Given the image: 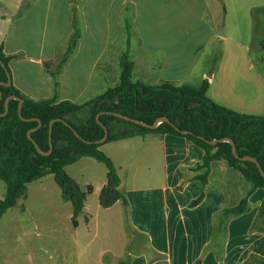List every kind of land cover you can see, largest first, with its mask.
<instances>
[{"label":"crops","instance_id":"obj_1","mask_svg":"<svg viewBox=\"0 0 264 264\" xmlns=\"http://www.w3.org/2000/svg\"><path fill=\"white\" fill-rule=\"evenodd\" d=\"M225 1L0 0V46L11 57L13 85L36 101L55 98L84 104L119 85L121 62L118 77L108 72L122 42L126 48L121 59L127 55L133 63L134 82L182 86L197 76L196 85L209 80L208 96L217 78L215 71L210 75L212 52L223 39L218 35V14L228 13ZM75 33L79 34L76 49L66 59ZM262 90L261 83L241 82L229 87L231 99L226 103L214 102L263 116L257 113ZM100 150L113 161L120 178L118 190L128 205L122 201L109 208L101 205L108 184L104 163L84 157L66 167L84 191L92 188L74 228L84 227L90 236L97 214L107 210L116 211L122 233L117 247L100 248L96 255L91 251L81 258L85 264H108V256L116 260L114 264H244L253 255L264 258V232L252 231L264 188L251 193L246 213L219 226L222 211L237 206L252 188L226 160L212 162L204 187L197 177L205 170L197 167L203 164L205 151L185 137L135 136L106 143ZM95 161L100 163L96 164L98 186L96 177L80 176L82 168ZM77 169L81 170L77 173ZM204 191L203 199L193 205ZM91 197L97 200L96 211L90 207Z\"/></svg>","mask_w":264,"mask_h":264},{"label":"trees","instance_id":"obj_2","mask_svg":"<svg viewBox=\"0 0 264 264\" xmlns=\"http://www.w3.org/2000/svg\"><path fill=\"white\" fill-rule=\"evenodd\" d=\"M78 38L79 34L75 33L65 55L66 59L76 49ZM261 44L264 49V40ZM10 60L11 57L7 56L0 46V83H5L0 85L3 97L0 102V114L6 112V99L17 96L23 100L22 116L25 119L35 120L26 122L21 119L18 100H10L8 113L0 116V179L7 186L6 196L0 200V220L25 195L27 184L53 174L62 189L63 199L73 206L72 223L77 227V219L83 212L85 201L92 188L84 191L67 173L66 167L84 157L95 158L104 163L108 169V184L101 193V205L109 208L117 201H122L127 206L126 196L118 190L120 178L116 167L100 147L109 142L150 134L181 136L200 146L205 151V158L197 169H204L205 172L197 179L202 181L204 187L208 182L212 162L219 159L226 160L230 167L252 184L248 194L237 206L222 211L218 217L220 227L225 225L227 218L246 213L251 193L257 188H264V178L255 163L237 159L228 142L215 145L208 143L212 140L231 138L236 144L239 156L255 157L264 170V115L242 114L215 103L207 96L209 80L203 81L200 85L182 86L171 83L150 86L142 82H134L133 63L127 55H124L121 59L119 85L108 89L98 97L84 104L58 102L55 98L36 101L19 91L13 83L10 86L6 85L11 77ZM108 112L137 119L147 125H152L158 118L166 117L172 124L162 123L157 128L150 129ZM99 114H101L100 121L108 128L109 135L104 144L97 145L94 142L105 135L103 126L97 121ZM36 119L42 122V126L32 133V138L44 152L50 150V122L54 119L62 120L53 126L54 150L49 156L41 155L28 137V132L39 126ZM72 129L84 140L92 143H86L78 138ZM182 131H188L190 134H183ZM204 195L205 191L193 205L198 204ZM252 231L264 232V202ZM244 264H264V258L253 255Z\"/></svg>","mask_w":264,"mask_h":264},{"label":"rangeland","instance_id":"obj_3","mask_svg":"<svg viewBox=\"0 0 264 264\" xmlns=\"http://www.w3.org/2000/svg\"><path fill=\"white\" fill-rule=\"evenodd\" d=\"M225 4L228 13H219L218 20L227 37L221 39L223 43L217 42L214 46L210 75L215 71L217 78L208 93V97L213 101L218 99L219 104L231 99L228 94L231 85L234 88L241 82L264 85V49L261 44L264 40V0H226ZM75 25L80 27V24ZM125 48L124 42L117 47L108 76H119ZM186 83L196 85L200 80L195 76ZM260 107L257 113L264 115V90L261 91ZM96 164L100 163L87 164L80 176L83 175L85 180L86 176L96 177L94 183L98 186L100 169ZM101 166L105 168V165ZM80 170L77 169V173ZM74 172L71 170L73 175ZM80 183L85 184L84 180ZM6 193L7 186L0 179V199H4ZM89 202L96 211L97 200L95 202L91 197ZM72 216L73 206L63 199L62 189L53 174L27 184L25 195L0 220V264H85L87 262L81 258L85 259L91 251L96 255L100 248L110 249L121 243L116 211L101 210L97 214L91 237L84 227L74 228ZM137 238L144 241L140 236ZM106 260L108 264L116 261L112 257L109 260V256Z\"/></svg>","mask_w":264,"mask_h":264},{"label":"water","instance_id":"obj_4","mask_svg":"<svg viewBox=\"0 0 264 264\" xmlns=\"http://www.w3.org/2000/svg\"><path fill=\"white\" fill-rule=\"evenodd\" d=\"M218 35L221 36V37H225V32H224V30H222ZM0 62H1V61H0ZM3 67H4V64H3ZM3 84H5V83H0V85H3ZM11 84H12V78L10 77V79H9V81L6 83V85L10 86ZM2 99H3V97H2V92L0 91V102L2 101ZM10 100H18V101H19V103H20V104H19V116L21 117V119H22L23 121L29 122V121H33V120H35V119H32V120H30V119H25V118L22 116L23 100H22L21 98L17 97V96H11V97H9V98L6 99V101H5L6 112H5L4 114H0V116H5V115L8 113V111H9V101H10ZM108 113H111V114H113V115H115V116H117V117H119V118H121V119H124V120H126V121H130V122H133V123H135V124H138V125H141V126H144V127L150 128V129H155V128H157L160 124H162V123H169V124H172V123L170 122V120H169L168 118H166V117L158 118V119H157L152 125H147L146 123H143V122H141V121H139V120H137V119H133V118H130V117H128V116H125V115H122V114H119V113H112V112H108ZM100 117H101V114H99V115L97 116V121H98V123H99L100 125L103 126L104 131H105V135H104V137H103L102 139H100V140L94 142V143L97 144V145H99V144H104V143L107 141V139H108V135H109L108 128H107L106 126H104V125L101 123V121H100ZM36 120H38V119H36ZM59 121H62V120H61V119H54V120H52V121L50 122V126H49V142H50V150H49V152H44L43 150H41L40 147L38 146V144H37V143L35 142V140L32 138V133L35 132V131H37V130L42 126V122H41L40 120H38V122H39V126H38V128L31 129V130L28 132V137H29V139L31 140V142H33V144L35 145L36 149L38 150V152H39L41 155L49 156V155L52 154V152H53V150H54V145H53V126H54V124H55L56 122H59ZM66 125L69 126L68 124H66ZM174 127H175L176 130H179L178 127H176V126H174ZM72 130L74 131L75 135H76L78 138L82 139V140L85 141L86 143H89V144L92 143V142H90V141H86V140H84V139L79 135V133L76 132L74 129H72ZM182 132H183V134H190V132H188V131H182ZM223 142H228V143L231 144V146H232V152H233L234 156H235L237 159H239V160H241V161H251V162L255 163V164L257 165V167L259 168L261 175H262L263 178H264V170H263V168L261 167L259 161H258L255 157H252V156H244V157L239 156L238 153H237L236 144H235L234 140H232L231 138H222V139H218V140H212V141H209L208 143L211 144V145H215V144L223 143Z\"/></svg>","mask_w":264,"mask_h":264}]
</instances>
